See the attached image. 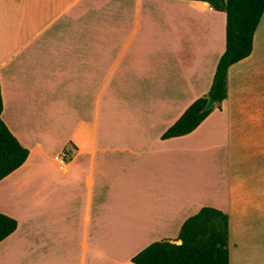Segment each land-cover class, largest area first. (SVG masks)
I'll return each mask as SVG.
<instances>
[{
	"label": "crops",
	"instance_id": "crops-1",
	"mask_svg": "<svg viewBox=\"0 0 264 264\" xmlns=\"http://www.w3.org/2000/svg\"><path fill=\"white\" fill-rule=\"evenodd\" d=\"M226 24L205 1L0 0L2 119L30 152L0 181L19 224L0 264H134L203 207L230 217V264H264V15L221 107L163 139L210 91Z\"/></svg>",
	"mask_w": 264,
	"mask_h": 264
},
{
	"label": "trees",
	"instance_id": "trees-1",
	"mask_svg": "<svg viewBox=\"0 0 264 264\" xmlns=\"http://www.w3.org/2000/svg\"><path fill=\"white\" fill-rule=\"evenodd\" d=\"M205 1L224 12L226 50L215 72L210 91L192 103L165 132L163 139L183 137L194 132L228 97V72L234 64L248 58L254 48V36L264 15V0ZM209 100L214 107L202 113ZM3 97L0 82V181L20 168L29 157L25 148L2 119ZM18 221L0 213V243L18 229ZM180 244L169 240L152 243L133 259L134 264H230V217L214 207H203L182 225Z\"/></svg>",
	"mask_w": 264,
	"mask_h": 264
},
{
	"label": "built area",
	"instance_id": "built-area-1",
	"mask_svg": "<svg viewBox=\"0 0 264 264\" xmlns=\"http://www.w3.org/2000/svg\"><path fill=\"white\" fill-rule=\"evenodd\" d=\"M70 158H71L70 154L65 153L57 156L56 160H58L60 163H66L67 161L70 160Z\"/></svg>",
	"mask_w": 264,
	"mask_h": 264
},
{
	"label": "water",
	"instance_id": "water-1",
	"mask_svg": "<svg viewBox=\"0 0 264 264\" xmlns=\"http://www.w3.org/2000/svg\"><path fill=\"white\" fill-rule=\"evenodd\" d=\"M215 105V102L213 100H209L208 103L206 104V106L202 109V113L207 112L209 110H211Z\"/></svg>",
	"mask_w": 264,
	"mask_h": 264
}]
</instances>
